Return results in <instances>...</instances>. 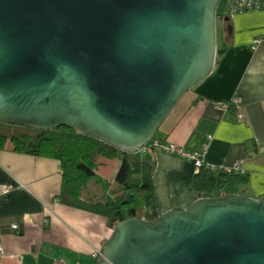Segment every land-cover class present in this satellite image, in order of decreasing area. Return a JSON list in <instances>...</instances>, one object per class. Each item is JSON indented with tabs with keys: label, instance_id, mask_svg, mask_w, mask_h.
Here are the masks:
<instances>
[{
	"label": "water",
	"instance_id": "95a60500",
	"mask_svg": "<svg viewBox=\"0 0 264 264\" xmlns=\"http://www.w3.org/2000/svg\"><path fill=\"white\" fill-rule=\"evenodd\" d=\"M220 1L0 0V121L66 124L140 150L214 71ZM98 255L95 264H264V194L129 216Z\"/></svg>",
	"mask_w": 264,
	"mask_h": 264
},
{
	"label": "crops",
	"instance_id": "0c3cea01",
	"mask_svg": "<svg viewBox=\"0 0 264 264\" xmlns=\"http://www.w3.org/2000/svg\"><path fill=\"white\" fill-rule=\"evenodd\" d=\"M231 21L228 32L221 26L214 71L180 99L156 135L202 147L212 132L206 162L215 167L242 162L251 173L243 192L260 196L264 194V9L232 13ZM148 155L154 161L160 213L187 207L196 198L189 186L194 160L162 148L135 152L138 158ZM115 160L118 168L121 158ZM3 183L9 189L0 196V264H95L114 228L105 214L59 199L63 169L58 158L0 147ZM95 188L101 189L99 182ZM13 222L20 226L13 227Z\"/></svg>",
	"mask_w": 264,
	"mask_h": 264
},
{
	"label": "trees",
	"instance_id": "16d2710c",
	"mask_svg": "<svg viewBox=\"0 0 264 264\" xmlns=\"http://www.w3.org/2000/svg\"><path fill=\"white\" fill-rule=\"evenodd\" d=\"M0 147L58 158L63 169L59 199L105 214L113 228L129 216L154 220L160 215L154 161L149 155L138 158L136 151L124 150L118 144L66 124L43 128L0 121ZM115 157H120L121 162L112 179L101 172V166ZM250 177L247 171L205 163L196 166L189 186L196 197L224 195L239 192L241 184L249 182ZM95 182H99L100 190L95 188Z\"/></svg>",
	"mask_w": 264,
	"mask_h": 264
},
{
	"label": "built area",
	"instance_id": "2783aa9c",
	"mask_svg": "<svg viewBox=\"0 0 264 264\" xmlns=\"http://www.w3.org/2000/svg\"><path fill=\"white\" fill-rule=\"evenodd\" d=\"M230 11L241 12L250 9H264V0H230ZM261 38H256V42H258ZM213 133L210 132L208 134V140H206L202 147L190 146L187 144H180L173 140H168L159 136H153L148 140V142L142 146L140 149L146 153L154 151L157 148L165 149L169 152L179 154L185 157H189L194 160L196 166H202L206 162L205 160V152L207 151L209 145V139L213 137ZM225 168L229 170H241L245 171L242 162L238 161L233 165H226ZM9 189V186L5 183L0 184V196L5 194ZM13 227H19V222H13ZM0 251H3V248H0Z\"/></svg>",
	"mask_w": 264,
	"mask_h": 264
},
{
	"label": "rangeland",
	"instance_id": "374dc122",
	"mask_svg": "<svg viewBox=\"0 0 264 264\" xmlns=\"http://www.w3.org/2000/svg\"><path fill=\"white\" fill-rule=\"evenodd\" d=\"M229 5H230V0H221L219 4V12H221V18L219 20V37L220 38L222 36L221 26H224L226 31L228 32L229 29H231V26L233 25L231 21V17L228 19L226 17L227 15L231 16V14L233 13L230 11ZM115 162H116L115 158L108 159L106 165L104 167L101 166V172L103 171V173H106L111 178H115L117 170H118L117 164H115ZM243 189H244V184H241L240 191L243 192Z\"/></svg>",
	"mask_w": 264,
	"mask_h": 264
},
{
	"label": "flooded vegetation",
	"instance_id": "af4514ba",
	"mask_svg": "<svg viewBox=\"0 0 264 264\" xmlns=\"http://www.w3.org/2000/svg\"><path fill=\"white\" fill-rule=\"evenodd\" d=\"M220 18H221V15H219V20H220Z\"/></svg>",
	"mask_w": 264,
	"mask_h": 264
}]
</instances>
